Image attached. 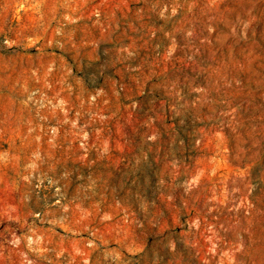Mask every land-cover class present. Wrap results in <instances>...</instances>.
<instances>
[{
  "label": "rangeland",
  "instance_id": "obj_1",
  "mask_svg": "<svg viewBox=\"0 0 264 264\" xmlns=\"http://www.w3.org/2000/svg\"><path fill=\"white\" fill-rule=\"evenodd\" d=\"M0 264H264V0H0Z\"/></svg>",
  "mask_w": 264,
  "mask_h": 264
}]
</instances>
